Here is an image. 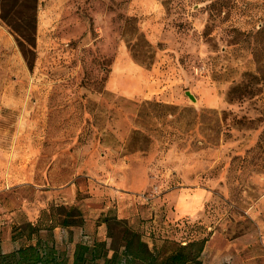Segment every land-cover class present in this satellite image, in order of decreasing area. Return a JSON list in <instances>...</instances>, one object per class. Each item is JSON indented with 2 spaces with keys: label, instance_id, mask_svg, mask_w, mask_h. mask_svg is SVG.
Here are the masks:
<instances>
[{
  "label": "rangeland",
  "instance_id": "1",
  "mask_svg": "<svg viewBox=\"0 0 264 264\" xmlns=\"http://www.w3.org/2000/svg\"><path fill=\"white\" fill-rule=\"evenodd\" d=\"M43 9L33 69L0 18V245L29 219L74 205L97 224L121 204L150 247L244 236L264 254V0H66L50 29ZM189 187L202 213L175 219Z\"/></svg>",
  "mask_w": 264,
  "mask_h": 264
},
{
  "label": "trees",
  "instance_id": "2",
  "mask_svg": "<svg viewBox=\"0 0 264 264\" xmlns=\"http://www.w3.org/2000/svg\"><path fill=\"white\" fill-rule=\"evenodd\" d=\"M23 0H0V18L16 34L18 45L30 69L36 61L37 47V11L38 0H29L24 6ZM29 9L31 12L23 11ZM72 205L58 219L50 213L46 224L39 220L28 222V234L24 232L12 235L17 247L12 251H3L0 245V264H204L202 254L207 238H195L188 242L165 240L160 246L150 247L141 232L132 228L127 219L106 215L102 223L106 224L110 241L92 239L82 233L72 249L57 246L55 228L82 226L85 223L81 211ZM100 224V223H98ZM118 234V235H117Z\"/></svg>",
  "mask_w": 264,
  "mask_h": 264
},
{
  "label": "crops",
  "instance_id": "3",
  "mask_svg": "<svg viewBox=\"0 0 264 264\" xmlns=\"http://www.w3.org/2000/svg\"><path fill=\"white\" fill-rule=\"evenodd\" d=\"M44 2V19L42 20L44 25L47 24L48 29L55 27L57 25H63V17L66 14V0H42ZM143 72L142 69L134 63L129 58L126 59V95L131 97H138L141 94H145L141 89L134 86V83L140 82L135 79L131 73ZM153 80L150 81L149 86L156 89L158 78L156 74L150 72ZM171 200L176 211L172 216L175 219H181L184 217H197L202 211L204 206V199L206 197L205 190L203 188H183L177 192L171 193ZM126 206V203H124ZM121 204L118 205V215L119 218H126L123 213ZM262 213V211H261ZM39 217V215L37 216ZM32 223L38 221L37 218L29 219ZM260 220V219H259ZM92 222V223H91ZM91 223L92 228L89 235L92 239L109 240L107 235V227L105 223L98 222L100 224H95L94 221L86 218L85 223L82 226H71V227H61L55 228V237L57 246H66L69 249L73 248V245L82 239V232L87 230L86 225ZM94 224V225H93ZM59 230V231H57ZM224 239L220 241L219 238H215V235L207 241L203 255H205L208 264H248L249 260L259 259L262 257L264 263V254L261 255H248L247 251L254 246L250 243L251 239H247L244 236L237 240H229L223 236ZM60 239V241L58 240ZM262 245L264 246V236H262ZM3 243V242H2ZM252 244V245H251ZM17 247V243L11 241L8 244H2L3 251L9 252ZM248 247V248H247ZM246 250V252H245ZM250 257V258H249ZM228 258H231L228 259ZM205 260V259H204ZM228 260L229 263H225ZM209 261V262H208Z\"/></svg>",
  "mask_w": 264,
  "mask_h": 264
},
{
  "label": "water",
  "instance_id": "4",
  "mask_svg": "<svg viewBox=\"0 0 264 264\" xmlns=\"http://www.w3.org/2000/svg\"><path fill=\"white\" fill-rule=\"evenodd\" d=\"M189 96H190L191 99H193L194 101L196 100V98H195L192 94L189 93Z\"/></svg>",
  "mask_w": 264,
  "mask_h": 264
}]
</instances>
